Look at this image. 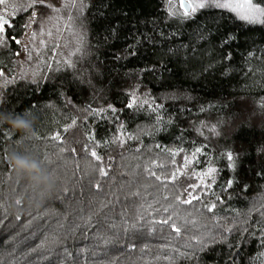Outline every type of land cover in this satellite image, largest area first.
<instances>
[{"label":"trees","instance_id":"obj_1","mask_svg":"<svg viewBox=\"0 0 264 264\" xmlns=\"http://www.w3.org/2000/svg\"><path fill=\"white\" fill-rule=\"evenodd\" d=\"M168 2L85 0L81 60L42 81L16 58L50 8L0 6V111L35 115L27 146L57 177L21 201L0 125V264H264V16Z\"/></svg>","mask_w":264,"mask_h":264},{"label":"rangeland","instance_id":"obj_2","mask_svg":"<svg viewBox=\"0 0 264 264\" xmlns=\"http://www.w3.org/2000/svg\"><path fill=\"white\" fill-rule=\"evenodd\" d=\"M180 0H169L167 10L173 16H191L199 9L215 8L230 11L218 7L217 4L231 3L233 6L245 3V0H184L193 8L203 3V8L185 13L179 8ZM36 3H42L51 10L50 15L41 21H34L33 17L26 21L25 33L18 41L19 53L17 55V72L23 79L29 81H42L49 73L71 68L77 56L80 60L85 51V32L83 12L86 6L85 0H3L5 15L11 18L8 11L14 16L26 11ZM254 8H259L253 4ZM28 9V10H29ZM232 12L238 19L250 23L259 24L264 14L256 12L255 22L245 21L240 14ZM247 14V13H243ZM9 22V20L5 17ZM6 26L9 23L5 24ZM6 26H4L6 30ZM3 33H0V37ZM81 53L79 54V52ZM79 54V55H78Z\"/></svg>","mask_w":264,"mask_h":264},{"label":"clouds","instance_id":"obj_3","mask_svg":"<svg viewBox=\"0 0 264 264\" xmlns=\"http://www.w3.org/2000/svg\"><path fill=\"white\" fill-rule=\"evenodd\" d=\"M35 119L27 109L20 113L0 111V125H7L13 134L19 133L15 146L7 150V162L12 182H23L26 192L20 200L27 199L29 206L41 204L57 188V177L26 143L32 138Z\"/></svg>","mask_w":264,"mask_h":264},{"label":"snow or ice","instance_id":"obj_4","mask_svg":"<svg viewBox=\"0 0 264 264\" xmlns=\"http://www.w3.org/2000/svg\"><path fill=\"white\" fill-rule=\"evenodd\" d=\"M0 3H3V0H0ZM254 0H245V3H239L233 6L231 3H223V4H217L218 7L226 8L230 11L237 12L240 14V18L249 21V22H255L257 19V16L255 15L256 12H260L261 14H264V9L261 8H254L253 7ZM184 5L182 4V7ZM205 5L203 3H200L196 5V8H203ZM187 8L191 9L192 11H195L196 8H193L192 5H187ZM247 13V14H243ZM8 21L3 17L0 16V33H4L5 28L4 25L7 24ZM131 107V105H129ZM55 139H59V137H55ZM199 151V150H197ZM92 155L95 157L96 153L93 152ZM98 158V157H97ZM229 160L232 159V156L229 155ZM185 203L189 201H184ZM167 223V221H165ZM176 231H179V229H176Z\"/></svg>","mask_w":264,"mask_h":264},{"label":"water","instance_id":"obj_5","mask_svg":"<svg viewBox=\"0 0 264 264\" xmlns=\"http://www.w3.org/2000/svg\"><path fill=\"white\" fill-rule=\"evenodd\" d=\"M182 4L184 5L183 7H182ZM187 5H189V4L186 3V1H184V0H180V1H179V8H180L182 11H184L185 13H188V12L190 11V9L187 8Z\"/></svg>","mask_w":264,"mask_h":264}]
</instances>
